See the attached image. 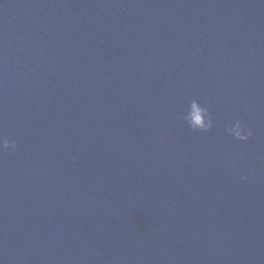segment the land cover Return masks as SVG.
Here are the masks:
<instances>
[{
    "label": "water",
    "instance_id": "1",
    "mask_svg": "<svg viewBox=\"0 0 264 264\" xmlns=\"http://www.w3.org/2000/svg\"><path fill=\"white\" fill-rule=\"evenodd\" d=\"M0 135V264H264V0H0Z\"/></svg>",
    "mask_w": 264,
    "mask_h": 264
},
{
    "label": "clouds",
    "instance_id": "2",
    "mask_svg": "<svg viewBox=\"0 0 264 264\" xmlns=\"http://www.w3.org/2000/svg\"><path fill=\"white\" fill-rule=\"evenodd\" d=\"M193 114H195L198 119H193ZM181 119L193 132L207 133L213 127V118L208 106L201 104L196 99L192 100L190 110L187 114H183ZM225 133L240 142L249 140L253 135L252 129L239 119L226 125ZM16 148L17 144L15 140L0 135V150L7 151L9 149L15 150Z\"/></svg>",
    "mask_w": 264,
    "mask_h": 264
}]
</instances>
